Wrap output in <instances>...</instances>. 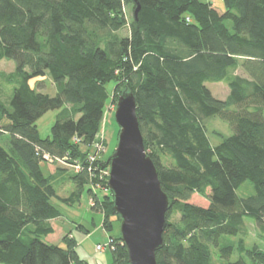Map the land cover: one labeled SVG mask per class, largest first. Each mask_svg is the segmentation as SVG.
<instances>
[{"label": "trees", "instance_id": "trees-1", "mask_svg": "<svg viewBox=\"0 0 264 264\" xmlns=\"http://www.w3.org/2000/svg\"><path fill=\"white\" fill-rule=\"evenodd\" d=\"M223 1L222 9L211 0H0V60L16 63L7 75L13 95L0 100V138L9 147L0 142V264H91L70 232L63 246L41 236L61 216L52 199L72 202L86 187L107 230L113 216L121 221L109 158L96 144L105 142L108 99L125 89L135 94L145 148L171 202L158 264H216V248L229 258L236 246L222 237L247 235L245 217L264 236V0ZM138 4L129 19L126 7ZM47 72L55 95L30 85ZM220 81L230 88L225 99L206 85ZM51 109L61 111L42 137L37 121ZM213 117L232 130L218 144L209 137ZM58 159L73 169L43 168ZM59 174L75 186L67 197L55 186ZM247 181L254 192L239 196ZM194 193L209 205L191 203ZM110 237L112 264H130L121 233ZM237 249L264 264L258 244L241 238Z\"/></svg>", "mask_w": 264, "mask_h": 264}, {"label": "rangeland", "instance_id": "rangeland-1", "mask_svg": "<svg viewBox=\"0 0 264 264\" xmlns=\"http://www.w3.org/2000/svg\"><path fill=\"white\" fill-rule=\"evenodd\" d=\"M211 1L222 9L225 7L223 0ZM133 11L134 10L131 7H126V13L129 19L132 18L134 14ZM121 33L126 34V29H123ZM15 67L16 63L14 60H0V100L7 104H9L10 98L14 92V87L16 86V83H12L8 80L7 75L8 73L13 72ZM239 73H242V71L239 70ZM30 85L36 90L50 95H55L57 92V87L49 72L31 78ZM206 85L212 91L213 95L220 99H225L230 92V88L226 81L207 82ZM107 86L112 96L114 83L109 82ZM118 98L116 102L112 101L111 97L108 99L105 107V117L101 127L103 138H105V142H102L104 149H101V154L106 159L111 157L118 143L119 126L115 119V109ZM60 111L61 109H51L38 119L37 125L42 137L51 135L52 125L55 123L57 115ZM207 124L210 129L209 137L214 144L220 143L225 136L232 133L229 123L219 117L209 119ZM214 131H219L224 134V136L217 135ZM0 142L5 148H9L4 142H2L1 138ZM42 166L46 171L50 170L51 172H54L58 166L66 168L67 170L73 169L71 166L66 165L65 161L62 159H58L56 162L48 161L46 164L43 163ZM68 175L69 174H59L54 181L60 197H67L75 189L74 184L68 179ZM253 192L254 186L249 181L245 182L237 190L239 196L242 197H246ZM189 201L200 206L206 207L209 205L207 198L198 193H194ZM52 202L61 211V216L52 220L54 231L48 235H42L41 239L47 243L59 244L63 246V236L70 232L77 240V251L81 258L88 260L91 264H112V252L109 244L110 236L120 232L121 221L118 222L116 216L112 217V219L115 220L114 229L112 231L107 230L103 226V212L92 209L91 204L93 202V198H91V195L88 192V187H86L82 195L79 196V199L77 200L66 202L59 197H54ZM245 223L247 225V235H243L241 233L237 236L222 237V244L229 241L236 246L229 258L222 256V253L218 248L212 249L214 263L227 264L228 260L235 261L244 257L248 264H253L245 254L240 253L237 249L239 240L244 238L248 245H252L254 243L264 249V236L261 235L254 219L251 217H245ZM98 244L106 246L99 250L97 248Z\"/></svg>", "mask_w": 264, "mask_h": 264}, {"label": "water", "instance_id": "water-1", "mask_svg": "<svg viewBox=\"0 0 264 264\" xmlns=\"http://www.w3.org/2000/svg\"><path fill=\"white\" fill-rule=\"evenodd\" d=\"M140 4L135 8L137 18ZM118 143L108 159V185L120 216V233L130 264H158L164 245L166 212L171 202L163 190L157 167L147 153L137 113L135 94L125 89L115 109Z\"/></svg>", "mask_w": 264, "mask_h": 264}, {"label": "built area", "instance_id": "built-area-1", "mask_svg": "<svg viewBox=\"0 0 264 264\" xmlns=\"http://www.w3.org/2000/svg\"><path fill=\"white\" fill-rule=\"evenodd\" d=\"M96 147H97V152L102 151L101 149H104V147H103V145H102V142L97 143V144H96ZM45 158H46V159H49V155H48V154H45ZM92 158H95V156H93ZM75 167L79 168L78 165H76ZM107 173H108V176H109V175H110V165H109V169H108ZM112 241H113V239L110 237V242H109V244H110V247H111V248H112ZM104 246H106V245L98 244V245H97V248H98L99 250H101V249L104 248Z\"/></svg>", "mask_w": 264, "mask_h": 264}]
</instances>
